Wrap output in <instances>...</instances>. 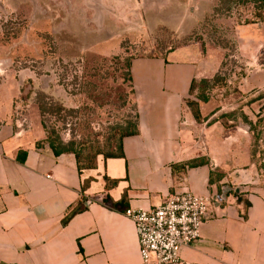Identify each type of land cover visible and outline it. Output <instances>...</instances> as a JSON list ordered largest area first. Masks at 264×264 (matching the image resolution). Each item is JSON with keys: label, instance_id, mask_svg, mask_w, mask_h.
Segmentation results:
<instances>
[{"label": "crops", "instance_id": "0c3cea01", "mask_svg": "<svg viewBox=\"0 0 264 264\" xmlns=\"http://www.w3.org/2000/svg\"><path fill=\"white\" fill-rule=\"evenodd\" d=\"M178 56L131 60L137 132L122 138L121 157L99 155L92 168L79 170L72 153L37 147L39 128L0 114V264H141L124 211L184 191L209 196L211 207L179 264H264V190L247 187L251 167L237 169L251 163L247 141L219 120L193 119L184 101L200 69ZM255 65L239 81L242 92L264 88V63ZM199 159L205 162L186 166Z\"/></svg>", "mask_w": 264, "mask_h": 264}, {"label": "rangeland", "instance_id": "374dc122", "mask_svg": "<svg viewBox=\"0 0 264 264\" xmlns=\"http://www.w3.org/2000/svg\"><path fill=\"white\" fill-rule=\"evenodd\" d=\"M177 50L200 69L197 80L220 74L198 102V123L219 120L246 139L253 157L237 169L251 167L247 187L264 190V99L239 88L245 70L264 63V9L255 0H0V114L44 137L53 131L92 162L133 129L131 60ZM243 116L262 118L256 142Z\"/></svg>", "mask_w": 264, "mask_h": 264}, {"label": "built area", "instance_id": "2783aa9c", "mask_svg": "<svg viewBox=\"0 0 264 264\" xmlns=\"http://www.w3.org/2000/svg\"><path fill=\"white\" fill-rule=\"evenodd\" d=\"M210 207L209 196L184 191L148 209L127 208L141 264H179L181 248L197 240Z\"/></svg>", "mask_w": 264, "mask_h": 264}, {"label": "trees", "instance_id": "16d2710c", "mask_svg": "<svg viewBox=\"0 0 264 264\" xmlns=\"http://www.w3.org/2000/svg\"><path fill=\"white\" fill-rule=\"evenodd\" d=\"M255 2H257L258 4H260L262 6V8L264 9V0H255ZM258 16V14H257ZM260 16L262 17V14H260ZM263 18V17H262ZM252 23H256L255 20H245L243 22V24H252ZM128 69H130V64L128 66ZM130 74V73H129ZM130 76V75H129ZM220 74H216L214 75L211 79H206V78H203V79H192L191 80V83H190V87H189V94L192 95L193 92H196V95L193 99H185L184 101V104H185V107L188 109V111L190 112V114L192 115L193 119L198 122L199 119H200V111H199V103H206L208 100H209V95L207 94V89L209 88H212L216 83L217 81L220 82L221 81V78L219 77ZM264 89V88H263ZM263 89H260L262 91H257V94L256 96L254 97L253 100H261V99H264V90ZM227 116H233V113H229ZM243 121L248 125L249 127V132H251V138L254 142H256L259 138H260V129H258L260 123L262 122V118L260 116H258L257 118V121L256 122H252V121H249L247 119L246 116H243ZM137 132L136 130V121L133 125V129L124 133L123 135H121L119 137V140H118V143H117V146L115 148V151L114 152H110V153H106L105 155L102 154V156L104 158H108V157H121L123 154H122V149H121V140L124 136H127V135H133ZM42 144H47L49 146V148L51 149V151L53 152V154L55 155H59L61 153H72L76 159V163H77V167L78 169H84V168H92L95 166V161L96 159L94 158L92 160V162H89V163H83L82 161V157H81V154L78 153L72 146L71 144H64L62 143V141L57 137V135L52 131L50 133H47V135H45V137L36 142L35 145L38 147ZM97 155L98 154H101V153H96ZM262 155H264V152H262ZM252 153H250V160L252 159ZM17 159H18V156H17ZM19 161L22 162L23 161V158H19ZM205 162L204 159H199V160H190L188 161L186 164V166L190 167V166H196L200 163H203ZM185 167V166H184ZM221 176V174H220ZM106 180V185H109L110 182L112 183H115V181H110L108 180V178H105ZM212 178L209 179V182H212ZM110 181V182H109ZM235 195V194H234ZM235 196H238V195H235ZM245 207L248 206V203L245 202L244 203ZM84 207L81 206V207H77L76 209L72 210V212L69 214V216H71L72 214L76 213V212H79L81 210H83ZM66 221V219H65ZM63 221V223L65 222Z\"/></svg>", "mask_w": 264, "mask_h": 264}]
</instances>
